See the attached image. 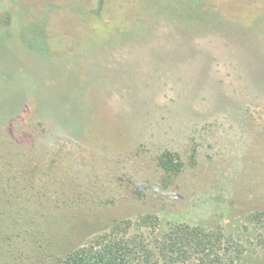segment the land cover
I'll return each instance as SVG.
<instances>
[{
	"label": "rangeland",
	"instance_id": "obj_1",
	"mask_svg": "<svg viewBox=\"0 0 264 264\" xmlns=\"http://www.w3.org/2000/svg\"><path fill=\"white\" fill-rule=\"evenodd\" d=\"M177 225L264 264V0H0V264Z\"/></svg>",
	"mask_w": 264,
	"mask_h": 264
},
{
	"label": "trees",
	"instance_id": "obj_2",
	"mask_svg": "<svg viewBox=\"0 0 264 264\" xmlns=\"http://www.w3.org/2000/svg\"><path fill=\"white\" fill-rule=\"evenodd\" d=\"M170 153L158 157V165L168 173L176 174L179 164ZM219 236L207 233L199 227L188 225L174 226L163 239L156 242V250L163 262L160 264H226L232 258H223L217 251L221 241ZM117 239V238H116ZM99 241L95 247L79 249L68 256L65 264H152L155 253L149 246L138 244L136 239L128 241ZM193 257V258H192ZM167 260V261H166ZM159 261V260H158ZM156 261L154 264H159Z\"/></svg>",
	"mask_w": 264,
	"mask_h": 264
},
{
	"label": "clouds",
	"instance_id": "obj_3",
	"mask_svg": "<svg viewBox=\"0 0 264 264\" xmlns=\"http://www.w3.org/2000/svg\"><path fill=\"white\" fill-rule=\"evenodd\" d=\"M64 134H65L64 130L60 126L53 127V129L51 130L50 137L44 141L45 146L49 149L54 150V148L56 146L55 138L63 136Z\"/></svg>",
	"mask_w": 264,
	"mask_h": 264
}]
</instances>
